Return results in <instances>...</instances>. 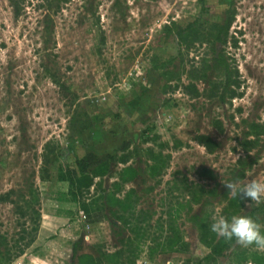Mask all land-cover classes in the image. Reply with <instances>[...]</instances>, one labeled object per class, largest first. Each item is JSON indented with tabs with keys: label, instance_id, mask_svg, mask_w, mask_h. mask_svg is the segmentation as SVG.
I'll return each mask as SVG.
<instances>
[{
	"label": "rangeland",
	"instance_id": "rangeland-1",
	"mask_svg": "<svg viewBox=\"0 0 264 264\" xmlns=\"http://www.w3.org/2000/svg\"><path fill=\"white\" fill-rule=\"evenodd\" d=\"M88 154L105 174L79 193ZM251 179L264 0H0V264H264L210 230L264 231V198L223 185Z\"/></svg>",
	"mask_w": 264,
	"mask_h": 264
},
{
	"label": "clouds",
	"instance_id": "clouds-1",
	"mask_svg": "<svg viewBox=\"0 0 264 264\" xmlns=\"http://www.w3.org/2000/svg\"><path fill=\"white\" fill-rule=\"evenodd\" d=\"M223 185L232 197L240 195L250 201H259L264 198V182L256 179L248 180L242 186L231 182L223 183ZM210 230L227 240L234 239L241 246H255L259 250H264V231L250 216L233 215L230 218L220 216L214 219Z\"/></svg>",
	"mask_w": 264,
	"mask_h": 264
},
{
	"label": "trees",
	"instance_id": "trees-1",
	"mask_svg": "<svg viewBox=\"0 0 264 264\" xmlns=\"http://www.w3.org/2000/svg\"><path fill=\"white\" fill-rule=\"evenodd\" d=\"M12 4H15V3L12 2ZM230 25H231L230 23L226 24V27H223V29L225 28L229 29ZM215 28H217V26ZM180 38L182 40H185L188 38V35L180 36ZM197 142L199 145L205 147V149L208 151H211L212 149L211 147H213V144L209 140H206L202 137H199L197 139ZM76 166H77L76 170H72L68 172V174L70 178L71 177L73 178L70 182L71 185L79 193H81L82 189H84L85 191H88L93 186V180L95 178L102 177L105 174V164L103 163L102 160H98L97 157H95L92 154H88L84 156L82 159L78 160L76 162ZM62 179H63L62 181H65L64 178ZM108 202H110L111 204H114L115 202L116 204L120 205V208L124 207L122 202L115 200L111 196L108 197ZM241 204H243V202ZM26 207L30 209L32 207V204L26 202ZM83 209H84L83 210L84 214L88 218H90L91 221H93L92 213L90 212L91 209L89 208V206L84 205ZM30 241L32 242L33 240L31 239ZM71 255H72L71 259L73 260L74 256L73 254ZM83 259H84L83 261L89 260L87 264H95L91 257L84 256ZM197 264H200V263H197Z\"/></svg>",
	"mask_w": 264,
	"mask_h": 264
}]
</instances>
